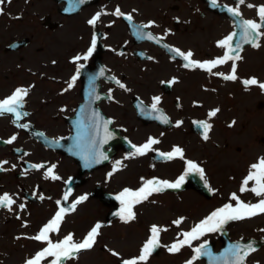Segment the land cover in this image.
<instances>
[{"label": "flooded vegetation", "instance_id": "obj_1", "mask_svg": "<svg viewBox=\"0 0 264 264\" xmlns=\"http://www.w3.org/2000/svg\"><path fill=\"white\" fill-rule=\"evenodd\" d=\"M3 5L0 100L16 88L28 90L23 107L18 109L19 120L11 113L0 115V162L7 161L0 171V195L8 193L15 200L11 210L0 207V228L17 234L15 245L20 246L21 255L12 264H25L46 247V242L30 237L37 235L60 207L70 209L80 196L87 199L66 212L59 232L50 233V239L58 242L71 233L74 241H82L99 223L100 234L89 250L97 251V258L105 259L106 264H122L137 257L153 224L167 231L160 233L161 247L143 264H186L194 255L193 248L204 241L212 256L220 257L229 244L264 240V214H259L229 222L223 230L208 233L179 252L167 250L168 245L183 239L180 233L190 231L215 209L226 203L235 205L230 200L232 193L245 203H257L260 197L250 191L241 193L240 187L250 165L264 158V119L249 116L250 104L256 115L264 112V90L258 86L264 83V59L254 60L264 36L258 41L259 48L243 45L242 59L236 61V81L214 74H228L231 61L209 73L184 68L186 61L171 49L191 51L192 59L200 62L222 56L224 49L217 47V41L233 31L241 32L238 25L242 20L262 23L257 8L264 0H245L238 18L226 11V7H236V0H217L216 7L210 0H84L82 4L77 0H18L17 5ZM117 7L131 14L132 20L112 15ZM97 12L103 14L95 26L89 25L87 21ZM149 21L154 25L140 31L157 39L134 35L136 26ZM94 35L96 47L84 60ZM13 42H17L16 48H8ZM76 56L81 59L75 61ZM78 65H83L79 73ZM74 75L77 78L69 88ZM249 78H256L258 84L246 88L243 80ZM117 80L125 88H120ZM154 97H160L158 112H151ZM141 105L144 112L138 107ZM217 108V115L209 118V111ZM94 112L100 117L98 132L90 129ZM159 115L168 122L155 118ZM109 120L111 139L99 145L107 159L85 167L81 155L74 154L80 151L76 147L78 122L99 141L104 137L103 123ZM177 121L181 122L178 127ZM199 121L212 124L208 140L195 123ZM13 135L16 139L5 144ZM149 137L159 141L152 151L125 158L133 151L131 145L139 146ZM174 146L183 150V159L166 160L158 154L170 152ZM187 160L204 169L208 187L198 174L190 173L180 188L154 193L135 205V220L123 223L119 219L116 196L124 188L136 190L151 179L175 182L185 174ZM117 161L120 165L113 171ZM34 164L44 167L33 169ZM53 165L59 180L45 178ZM253 186L250 181L246 187ZM181 218L180 225L173 223ZM113 251L118 255L113 256ZM87 253L81 251L62 264H86ZM52 259L47 257L41 264H50ZM193 264L223 261L200 256ZM245 264H264V242Z\"/></svg>", "mask_w": 264, "mask_h": 264}, {"label": "snow or ice", "instance_id": "obj_2", "mask_svg": "<svg viewBox=\"0 0 264 264\" xmlns=\"http://www.w3.org/2000/svg\"><path fill=\"white\" fill-rule=\"evenodd\" d=\"M8 3H11V0H7ZM78 3H84V0H77ZM5 0H0V5H3ZM211 6H217V0H210ZM245 0H236V7H226V11L232 17H240L241 12L239 10V6L244 4ZM249 8L254 7L251 4L247 5ZM74 10V9H72ZM0 14H3V8L0 7ZM102 12H97L91 19L87 21L89 25L95 26L97 21L100 19ZM112 15L117 17H124L126 20L131 21L132 15L125 14L121 11L119 7L115 9ZM257 15L259 16L262 23L254 22L253 20H242L238 27L241 29L240 38L234 42V38L237 36V33L233 31L225 38L217 41V47L224 49V53L222 56L208 61H196L192 59L193 53L191 51L182 52L177 48H172L171 51L174 52L177 56L183 58L186 61L183 64L184 68H199L203 69L209 73H212V70L219 65H224L229 61L232 62L231 70L228 74H224L222 72L214 73L215 75L221 76L226 81H236L238 79L237 72V64L236 61L242 59L240 55V51L242 50L243 45L249 44L253 48H259L260 43L258 42L262 36H264V32L261 31L264 28V5H261L257 8ZM154 25L153 21H149L147 24H142L136 26V31L134 35H137L141 39L154 40L157 39L151 33H143L140 29L149 28ZM158 42V40H157ZM96 47V37L93 36L91 47L88 48L87 53L83 56L84 60H87L89 56L92 55L94 48ZM165 47H167L165 45ZM80 56H76L74 58L75 61L80 60ZM83 65H78L77 73H79L80 69ZM103 73H101L102 75ZM76 76L74 75L71 78V81L68 84V87L71 88L73 82L76 80ZM114 79V78H113ZM120 88H125V85L120 83V81H116ZM171 83V82H169ZM243 84L246 86L249 85H257L258 81L256 78H249L243 80ZM262 90H264V83H259L258 85ZM28 90L25 88H16L13 93L6 97L3 100H0V115H4L6 113H11L15 115V119L19 120L21 118V113L18 109L23 107L24 97L27 96ZM96 99H100L99 96L95 97ZM160 97H154L151 104V112H158L157 104L159 103ZM140 107V110L144 112L143 106ZM219 109H212L208 113V117L212 118L217 115ZM151 114V113H149ZM27 115V113H24ZM94 120L90 125V129H95L96 132L99 131L100 128V117L98 112L93 113ZM156 119L161 120L164 123H167V119L162 115L156 116ZM111 123V121H104L103 130L104 137L97 141L96 135L92 134L90 129H85L82 124L78 122V134H77V144L76 147L80 149L79 152L74 153L81 155L82 159L85 162V167H90L92 164H99L102 160H106L107 156L104 155L103 152L99 150V145L107 142L108 139H111V133L108 131L107 125ZM180 121H177V127L180 125ZM198 123L203 129V139L208 140V133L212 128V124L207 121H199ZM233 123H235L233 121ZM21 128L28 127L25 124L18 125ZM230 127L232 125H229ZM16 139V136L13 135L8 140L4 141L5 144H11ZM58 143V141H57ZM159 141L149 137L147 141L139 146L133 144L131 148L133 151L129 154V156L125 157L126 159L134 158L137 156H143L146 153L153 150V145L158 144ZM162 158L166 160H171L175 157H179L181 159L184 158L183 150L179 147L174 146L170 152H160L158 153ZM7 161L0 162V171L4 170L2 168L3 164H6ZM186 163V171L184 175H181L175 182H169L168 180H159V179H151L145 180L141 187L136 190H132L129 188H124L117 196L116 199L120 202V211L116 213L119 219L123 223H129L136 219V213L133 211L135 205L141 204L144 201H147L150 196L154 193L163 192L165 189H178L185 181L186 175L190 173L198 174L200 179L205 182V187H208L207 179L205 177L204 169L201 168L197 163L191 160L185 161ZM120 165V161L116 162V165L113 167V171H116L118 166ZM33 169H41L44 166L42 164H34L31 165ZM15 168V165H13ZM55 165L49 167L45 172V178H51L53 180H59L60 177L53 174V169ZM111 175V173H109ZM254 182V186L250 189L246 186L249 182ZM70 191L64 194L63 199L67 201L68 196L70 195ZM209 191H212L209 188ZM245 191H250L255 194V196L260 197L257 203H245L243 202L236 193H232L230 195V200L235 201V205L232 203H226L222 207H219L212 211L209 215H207L204 219L200 220L199 223L194 225L190 231L182 232L180 235L183 239H178L176 242L167 246V250L170 253L179 252L182 247L185 245L191 246L192 241L199 240L201 237L205 236L208 233L219 232L224 229L225 225L229 222L233 221H241L244 219H249L259 214H264V158H260L258 162L250 165L247 176L241 183L240 192L243 193ZM43 199V196L40 197ZM86 196H80L76 200H74L69 208L60 207L59 210L55 213V215L40 229L39 233L31 239L36 241L46 242L47 246L44 247L41 251L37 252L34 257L25 261V264H41V261L47 257H53L50 261V264H62V261L72 259L75 257V254L89 250L96 243V238L100 234L99 230L101 228V224L97 223L94 225L90 231L84 236L82 241H74L73 234L69 233L64 236L63 239L58 242H53L50 239L49 234L54 232H59L60 224L64 219L66 212L69 210L74 211L76 206L86 200ZM15 203V200L8 194L4 193L0 195V207H6L11 210V206ZM57 204H60V201H57ZM20 208L23 209L24 205L21 204ZM182 222L181 219L174 220L173 223L175 225H180ZM162 231H167L165 228L158 227L153 224L150 229V235L143 243L142 247L139 250V255L137 257L131 259H125L122 261V264H143L152 255V253L159 247L160 245V233ZM264 231V229H261ZM208 242L204 241L198 247L193 248L194 255L190 260L186 262V264H193V261L199 258L200 256H208L210 259L222 260L223 264H245L246 258L253 252L256 251L252 242L247 244H229V246L225 249L223 253H221L220 257H213L212 253L208 250ZM113 256H117L118 253L113 251L111 253Z\"/></svg>", "mask_w": 264, "mask_h": 264}, {"label": "rangeland", "instance_id": "obj_3", "mask_svg": "<svg viewBox=\"0 0 264 264\" xmlns=\"http://www.w3.org/2000/svg\"><path fill=\"white\" fill-rule=\"evenodd\" d=\"M11 4L17 5L16 0H12ZM260 58L264 59V44L259 49V52L254 53V60L257 59L260 60ZM256 62H254L255 64ZM260 66V65H259ZM248 108V107H247ZM253 104L249 105V116H259V118L264 119V112L259 113V115H256L254 112H252ZM3 230L0 228V264H12L18 261L19 258H21V255H19L20 246L15 245L16 243L12 239L13 232L9 231H1ZM97 251L91 250L87 254L84 255L86 264H106L105 259L100 260L97 258ZM97 258V259H96ZM92 262V263H91Z\"/></svg>", "mask_w": 264, "mask_h": 264}]
</instances>
